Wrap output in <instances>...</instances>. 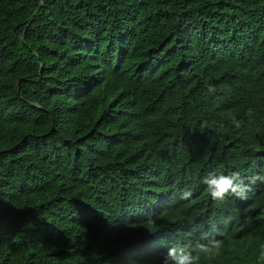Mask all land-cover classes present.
I'll use <instances>...</instances> for the list:
<instances>
[{
	"label": "trees",
	"instance_id": "obj_1",
	"mask_svg": "<svg viewBox=\"0 0 264 264\" xmlns=\"http://www.w3.org/2000/svg\"><path fill=\"white\" fill-rule=\"evenodd\" d=\"M212 168L264 174V0H0V264H161L193 229L254 264L264 183L213 201Z\"/></svg>",
	"mask_w": 264,
	"mask_h": 264
},
{
	"label": "clouds",
	"instance_id": "obj_2",
	"mask_svg": "<svg viewBox=\"0 0 264 264\" xmlns=\"http://www.w3.org/2000/svg\"><path fill=\"white\" fill-rule=\"evenodd\" d=\"M252 114L251 109L245 113L248 117ZM232 124L239 128L242 121L233 117ZM200 182L205 186L207 196L213 201L223 202L229 195L247 200L257 182L264 183V174L242 175L239 171L225 172L212 168L200 178ZM191 195V191L186 190L180 193L179 198L187 200ZM147 220L154 223L151 216ZM193 232L198 235L190 244L170 243L165 252L155 257L156 260L161 264H204L205 261L215 260L221 254L222 240L208 232H199L198 229H193ZM253 256L254 264H264V241L255 242Z\"/></svg>",
	"mask_w": 264,
	"mask_h": 264
}]
</instances>
